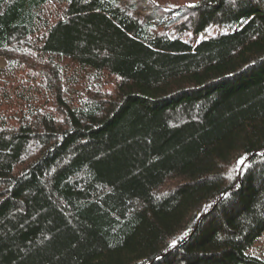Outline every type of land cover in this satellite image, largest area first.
Returning <instances> with one entry per match:
<instances>
[{
  "label": "trees",
  "instance_id": "trees-1",
  "mask_svg": "<svg viewBox=\"0 0 264 264\" xmlns=\"http://www.w3.org/2000/svg\"><path fill=\"white\" fill-rule=\"evenodd\" d=\"M194 5L0 0V264H264V0Z\"/></svg>",
  "mask_w": 264,
  "mask_h": 264
},
{
  "label": "rangeland",
  "instance_id": "rangeland-1",
  "mask_svg": "<svg viewBox=\"0 0 264 264\" xmlns=\"http://www.w3.org/2000/svg\"><path fill=\"white\" fill-rule=\"evenodd\" d=\"M176 3L181 5H190L196 3L198 0H174ZM217 32V27L210 28L206 34H214ZM7 61L5 58H0V67H5ZM248 253L264 259V232L260 236L257 242L247 250Z\"/></svg>",
  "mask_w": 264,
  "mask_h": 264
},
{
  "label": "snow or ice",
  "instance_id": "snow-or-ice-1",
  "mask_svg": "<svg viewBox=\"0 0 264 264\" xmlns=\"http://www.w3.org/2000/svg\"><path fill=\"white\" fill-rule=\"evenodd\" d=\"M189 6H190V7H195L194 4H190ZM173 244H175V241H173Z\"/></svg>",
  "mask_w": 264,
  "mask_h": 264
}]
</instances>
